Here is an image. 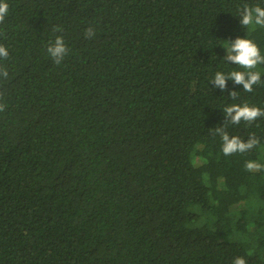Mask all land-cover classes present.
Listing matches in <instances>:
<instances>
[{
    "label": "trees",
    "instance_id": "16d2710c",
    "mask_svg": "<svg viewBox=\"0 0 264 264\" xmlns=\"http://www.w3.org/2000/svg\"><path fill=\"white\" fill-rule=\"evenodd\" d=\"M5 2L0 264H264V168H245L264 165V117L224 112L264 109V65L253 92L211 83L243 71L225 41L264 55V28L238 16L264 0ZM57 35L71 50L59 66ZM217 128L259 143L225 156Z\"/></svg>",
    "mask_w": 264,
    "mask_h": 264
},
{
    "label": "clouds",
    "instance_id": "9594fccd",
    "mask_svg": "<svg viewBox=\"0 0 264 264\" xmlns=\"http://www.w3.org/2000/svg\"><path fill=\"white\" fill-rule=\"evenodd\" d=\"M9 5L5 0H0V22H3L8 13ZM240 23L246 29L254 30L257 26L264 28V7L260 4L249 5L244 4L241 10L238 11ZM56 32H62V27L54 29ZM87 39H92L96 35V28L90 25L84 33ZM223 45L226 48V55L224 59L231 64L238 65L241 70H232L227 74L223 71L215 73L211 83L221 90L228 87L227 82L233 81L235 85H242L245 92H253L254 86L260 84L261 73L257 71L258 65H264V55H261V49L258 44L249 36L246 38L237 37L234 41H225ZM52 61L57 65H61L65 58L70 54V48L65 42L63 35H57L54 42H51L46 49ZM9 58V50L3 44H0V59L7 60ZM9 77V70L7 66L0 64V86ZM230 95L235 98L238 93L232 91ZM4 98V92L0 90V101ZM6 105L0 102V112L5 111ZM226 119H230L231 124H240L244 121L248 124L255 122L258 118L264 117V109L250 105L247 102L243 104H232L224 108ZM215 132L222 133V152L225 156H230L235 153H245L253 149L258 143L259 139L255 135H250L245 141L239 136H229L223 128L215 129ZM245 168L249 172L260 171L264 165L256 161L249 160L245 164ZM233 264H247L244 257L234 258Z\"/></svg>",
    "mask_w": 264,
    "mask_h": 264
}]
</instances>
